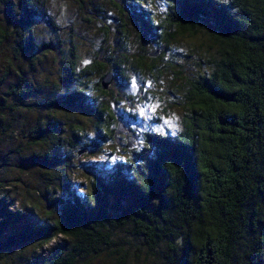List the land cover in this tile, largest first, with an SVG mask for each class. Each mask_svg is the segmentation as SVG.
Segmentation results:
<instances>
[{"label": "trees", "instance_id": "trees-1", "mask_svg": "<svg viewBox=\"0 0 264 264\" xmlns=\"http://www.w3.org/2000/svg\"><path fill=\"white\" fill-rule=\"evenodd\" d=\"M164 1L165 24L156 25L140 0H119L117 10L126 11L125 17L136 23L141 35L127 43L128 31L121 22L114 29L117 60L105 57L109 65L105 69L101 48L77 76L110 72L112 81L128 83L135 75L155 83L158 70L153 62L163 53L159 43L198 34L214 54L207 72L187 82L184 98L190 115L184 132L174 137L145 133L148 146L140 153L141 164L133 169V177L106 180L93 175L89 205L74 194L67 155L45 150L20 154L25 165L45 172L43 188L36 191L45 217L28 221L33 206L14 208L16 200L0 196V251L33 243L42 247L61 237L63 243L50 244L43 264H76L102 254L110 264H126L125 238H132L144 249V264H264V0ZM28 3L0 0V8L20 29L27 21ZM144 34L152 51L158 49L149 64L145 54H137L138 38ZM76 63L75 48L70 46L61 82L75 79ZM99 79L95 90L110 96L109 86L99 88ZM62 102L77 107L92 122L95 134L88 141L111 139L114 129L108 126L114 120L106 101L95 103L73 89ZM33 105L47 108L60 103ZM80 132L77 127L69 130L64 140L68 148L90 146ZM30 137L32 146H40L41 127H33ZM49 139L57 144L58 137ZM17 223L21 228L4 237Z\"/></svg>", "mask_w": 264, "mask_h": 264}, {"label": "rangeland", "instance_id": "rangeland-1", "mask_svg": "<svg viewBox=\"0 0 264 264\" xmlns=\"http://www.w3.org/2000/svg\"><path fill=\"white\" fill-rule=\"evenodd\" d=\"M27 1L29 14L20 29L5 18L0 8V105L3 107L0 112V127L3 128L0 133V196L16 200L14 208L33 206L34 215L27 220L41 221L45 217L42 212L44 202L39 200L36 191L43 188L45 172L25 165L20 154L45 150L49 154L67 155L71 162L74 194L89 205L87 191L93 175L106 180L114 179L116 175L133 177V169L141 164L140 153L148 146L145 133L174 137L184 132L190 115L184 98L187 82L207 72V62L214 50L198 34L180 36L165 45L160 42L162 56L153 62V67L158 70L155 83L135 75L129 76L128 83L119 78L109 85L110 96H101L94 88V82L101 74L77 76V71L83 65H90L101 48L104 51L100 62L105 69L109 67L105 57L109 61L117 60L119 51L115 46L114 29L121 22L128 31L124 38L126 42L141 35L136 23L125 17L126 11L117 10L115 5H119V0ZM140 1L156 25L165 24L164 0ZM142 38H138L141 50H137V54H145V63L149 64L151 56L147 53L153 49L148 36L144 34ZM70 46L75 48L77 56L75 79L61 82L62 62ZM73 89L82 90L95 103L106 101L111 106L114 120L108 127L113 130L116 122L121 121L132 131V146L123 148L127 137L123 133L116 135L117 142L113 136L95 143L88 141L95 134L92 122L77 107L62 102L64 95ZM50 100L60 106L38 108L33 105ZM103 116L106 118L105 114ZM37 126L42 129L44 141L34 147L30 134ZM73 127L81 129L79 136L90 145L81 147L84 150L79 153L81 143L73 148L64 143ZM56 137L57 144L49 139ZM19 228L18 223L10 225L4 237ZM125 239L129 255L126 264H144V249L138 246L137 240ZM53 242L61 244L63 240L55 237ZM50 244L39 247L33 243L0 251V264H43ZM76 264H110V261L102 254L84 258Z\"/></svg>", "mask_w": 264, "mask_h": 264}, {"label": "water", "instance_id": "water-1", "mask_svg": "<svg viewBox=\"0 0 264 264\" xmlns=\"http://www.w3.org/2000/svg\"><path fill=\"white\" fill-rule=\"evenodd\" d=\"M102 53V51L99 52V55ZM158 53V49L155 48L154 51L148 53V56H156ZM112 73L110 72H106L104 73L100 79H99V88L101 90H106L110 84V82L112 81ZM126 134V140H125V144L123 145L125 149H128L132 146V142H133V137H132V131L130 129H127L123 123L121 121L116 122L115 128L113 130V138L114 141L117 142V138L116 135L117 134ZM82 150H78L77 153H79ZM46 209H48V207H46Z\"/></svg>", "mask_w": 264, "mask_h": 264}]
</instances>
